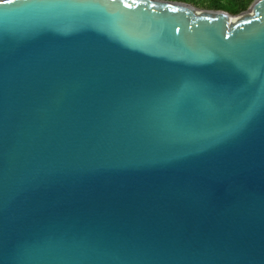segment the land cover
<instances>
[{"label":"water","instance_id":"1","mask_svg":"<svg viewBox=\"0 0 264 264\" xmlns=\"http://www.w3.org/2000/svg\"><path fill=\"white\" fill-rule=\"evenodd\" d=\"M0 264H264V0H0Z\"/></svg>","mask_w":264,"mask_h":264},{"label":"trees","instance_id":"2","mask_svg":"<svg viewBox=\"0 0 264 264\" xmlns=\"http://www.w3.org/2000/svg\"><path fill=\"white\" fill-rule=\"evenodd\" d=\"M191 3L198 7L208 9H220L229 14H235L245 10L253 0H175Z\"/></svg>","mask_w":264,"mask_h":264},{"label":"rangeland","instance_id":"3","mask_svg":"<svg viewBox=\"0 0 264 264\" xmlns=\"http://www.w3.org/2000/svg\"><path fill=\"white\" fill-rule=\"evenodd\" d=\"M190 4H191V3H190ZM191 5L194 6L195 8H198V9H208V8H206V7L202 8V7L195 6V5H193V4H191Z\"/></svg>","mask_w":264,"mask_h":264}]
</instances>
